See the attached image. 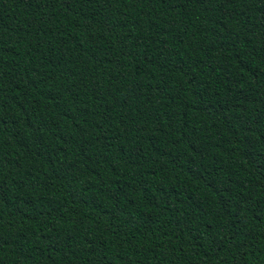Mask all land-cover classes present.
<instances>
[{"label":"trees","instance_id":"16d2710c","mask_svg":"<svg viewBox=\"0 0 264 264\" xmlns=\"http://www.w3.org/2000/svg\"><path fill=\"white\" fill-rule=\"evenodd\" d=\"M0 264H264V0H0Z\"/></svg>","mask_w":264,"mask_h":264}]
</instances>
